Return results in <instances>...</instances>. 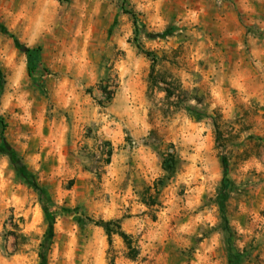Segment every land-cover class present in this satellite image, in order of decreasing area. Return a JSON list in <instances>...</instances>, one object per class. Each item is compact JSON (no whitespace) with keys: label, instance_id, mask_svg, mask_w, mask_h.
Instances as JSON below:
<instances>
[{"label":"rangeland","instance_id":"1","mask_svg":"<svg viewBox=\"0 0 264 264\" xmlns=\"http://www.w3.org/2000/svg\"><path fill=\"white\" fill-rule=\"evenodd\" d=\"M0 24L41 49L31 77L0 31V114L52 199L0 148V264H232L224 191L242 264H264V0H0Z\"/></svg>","mask_w":264,"mask_h":264},{"label":"trees","instance_id":"2","mask_svg":"<svg viewBox=\"0 0 264 264\" xmlns=\"http://www.w3.org/2000/svg\"><path fill=\"white\" fill-rule=\"evenodd\" d=\"M60 2L62 1H66V0H58ZM124 11L125 9V4L123 7ZM127 14H130L134 20V27H135V41L138 44V48L141 51H144L142 49V47L140 46L139 42V33H140V29H139V25H138V17L134 12H131L129 10L126 11ZM0 31L3 32L4 34H7L8 36H10L17 44L18 48L23 51L29 58L30 60V69H29V75L31 77L34 76V59L36 57H38V54L40 53L41 49L37 48V49H31L26 47L25 45H22L21 43H19V41L17 40L16 36L13 35L12 33H10L5 27H3L0 24ZM149 57L153 58V60H155L154 56L151 53H146ZM2 81H3V76L2 73L0 71V96L2 93ZM174 96L173 93H169V97ZM214 126L216 129V133L218 135V140L221 139V128L220 125L218 123V121L216 120L214 122ZM8 130V123L7 120L4 116H2L0 114V148H2V150H5L8 152L11 161L13 162V164L15 165V167L18 169V173L21 175V177L24 179V181L32 188L36 191V193L38 194V196L40 197V199L42 201H46L47 203H51L52 199L51 196L48 192V190L44 187H41L37 184V182L33 179V175L32 173H30L25 166L18 161V155L17 153L14 151V149L10 146V144L7 141L6 138V132ZM177 158L175 155L173 154H167L164 158V162H163V169L165 171L166 174H168L169 176H173L176 173V166H177ZM223 163H224V167H225V172H224V188H227V185L225 183H227L228 181V172H229V168H228V163L226 162L225 158L223 159ZM223 199L221 204V212H222V221L224 224V232L225 234L228 236V241H227V246H228V251H229V255H230V259L232 260V264H242L243 263V256L239 253V250L234 246L233 243V232L231 230V227L229 225L228 222V218L227 215L225 213V203L227 201V193L224 191L223 192ZM46 214L47 217H54L49 211L46 210ZM90 222H94L96 226L104 229V231L107 233V235L112 238L114 235H119L120 237H122L125 241V243L128 245V248L130 250V253L136 254V249L133 248L132 246V241H130L128 235H126L123 231H122V227L120 225V221H104V220H100V221H94L93 219H88ZM48 236L51 237V239L54 236V220L51 219L50 222V228L48 230ZM16 242H18V237L17 235H14ZM46 244V243H45ZM45 247V246H44ZM132 257V256H131ZM133 259L136 258L135 256L132 257Z\"/></svg>","mask_w":264,"mask_h":264},{"label":"crops","instance_id":"3","mask_svg":"<svg viewBox=\"0 0 264 264\" xmlns=\"http://www.w3.org/2000/svg\"><path fill=\"white\" fill-rule=\"evenodd\" d=\"M250 6L249 5H247V6L245 5L244 6L246 12H250V11L254 12L252 8H254L255 10H257V8H255V5H252L251 7Z\"/></svg>","mask_w":264,"mask_h":264}]
</instances>
